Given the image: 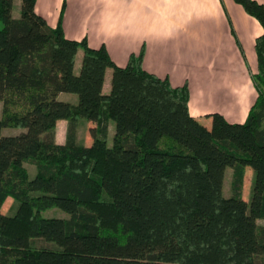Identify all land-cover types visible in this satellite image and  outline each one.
Segmentation results:
<instances>
[{
	"label": "trees",
	"instance_id": "1",
	"mask_svg": "<svg viewBox=\"0 0 264 264\" xmlns=\"http://www.w3.org/2000/svg\"><path fill=\"white\" fill-rule=\"evenodd\" d=\"M235 1L264 28V4ZM37 2L23 0L15 18V0H0V264H264V32L247 120L214 113L209 127L191 114L188 84L145 69V47L119 66L105 45L68 38L62 21L50 25ZM60 120L69 122L65 143ZM82 120L96 125L91 145L79 140ZM9 197L13 215L3 212ZM52 208L69 217H45Z\"/></svg>",
	"mask_w": 264,
	"mask_h": 264
},
{
	"label": "crops",
	"instance_id": "2",
	"mask_svg": "<svg viewBox=\"0 0 264 264\" xmlns=\"http://www.w3.org/2000/svg\"><path fill=\"white\" fill-rule=\"evenodd\" d=\"M257 1L264 4V0ZM80 7L78 23L94 24V34L87 38L92 48L105 45L113 60L125 67L131 55L145 47V69L169 78L174 86L188 84L191 114L207 126H212L210 115L214 113L231 123L247 120L258 98L253 79L258 71L256 39L264 28L241 4L235 0H82ZM67 11L70 29L75 16L70 5ZM37 12L57 26L49 22L40 0ZM66 29V36L75 39ZM83 58L80 49L75 67L78 74ZM112 78L109 68L105 94L111 92ZM66 94L70 93H62L60 100L77 103L76 97ZM68 126L67 120L58 122L59 143L66 142ZM115 133L112 122L109 137ZM244 198L249 201L245 191Z\"/></svg>",
	"mask_w": 264,
	"mask_h": 264
},
{
	"label": "rangeland",
	"instance_id": "3",
	"mask_svg": "<svg viewBox=\"0 0 264 264\" xmlns=\"http://www.w3.org/2000/svg\"><path fill=\"white\" fill-rule=\"evenodd\" d=\"M81 2L82 0H40V4L44 10V14L47 16L49 22L53 25H58L62 21L63 27H65V25L67 24V21H68V11L67 10L69 8V5L71 6V13L75 17L72 22V27L68 29V24H67V29L66 27L65 29L69 37H72L78 40L87 39L89 34L90 35L94 34L92 30V27L94 26V24H92L91 22L87 24H83V25L78 23V17L82 15V12L80 11ZM22 4H23V0H16L14 9H13V15H15L16 18H19L22 14ZM1 28H3L2 21H0V29ZM66 95H72L76 97L77 102H78V96L76 94H66ZM65 97L67 96H64L63 98L65 99ZM2 111H3V102L0 101V117H1ZM95 127L96 125L91 121L86 120L85 122H83L79 128L80 142L87 144V145H91L95 138L94 137ZM18 131H19L18 128H4L3 134L4 135H16ZM109 141H110V144H113L114 137L110 138ZM28 167L30 169L32 177H34L35 169H36L35 165L29 163ZM254 176H255L254 170L249 168L247 170V176H246L245 188H244L245 197L249 200L251 198ZM233 177H234V174H233L232 168H228L227 173H226V180H225L226 195H230L232 193ZM17 207H18V202L16 201V199H14L13 197H9L3 206V212L7 215H13L16 212ZM43 215L49 218H63V217L68 218L69 217L68 213H66L60 208L48 209L43 212ZM259 223L261 225H264V219H261Z\"/></svg>",
	"mask_w": 264,
	"mask_h": 264
}]
</instances>
